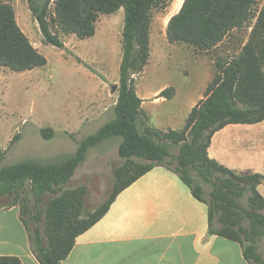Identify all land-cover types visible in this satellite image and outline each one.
Returning <instances> with one entry per match:
<instances>
[{
  "label": "trees",
  "instance_id": "16d2710c",
  "mask_svg": "<svg viewBox=\"0 0 264 264\" xmlns=\"http://www.w3.org/2000/svg\"><path fill=\"white\" fill-rule=\"evenodd\" d=\"M0 0V69L23 73L47 65V59L33 46L18 24L14 3ZM258 0H184L167 28L171 44L188 45L199 52H210L225 43L247 25ZM165 8L164 0H56L55 17L67 34L80 39L96 34L100 15L125 10L123 59L120 66V95L115 105V119L89 141L95 146L105 139H121L120 158L125 167H137L133 159H148L155 165L142 168L128 182L117 187L112 200L93 217L83 220L81 189L66 190L80 151L64 162L28 161L0 170V198L20 196L26 181L36 194L34 207H22V221L30 235L33 252L40 264H62L71 254L78 236L99 222L117 197L156 167H165L179 176L193 196L209 210V233L239 243L249 264H264L258 241L264 237V197L259 186L264 175L254 172L237 174L210 158L208 149L213 136L231 124L254 125L264 121V10L259 13L248 41L226 66H217L205 99L191 111L181 133H164L151 127L137 94L136 76L142 74L151 58L153 12ZM47 42L58 48L65 45L48 35L38 18ZM174 88L160 97L172 99ZM85 146L87 144H84ZM178 149L173 155L172 148ZM140 167V166H139ZM126 168L119 171L118 177ZM197 180L211 185L206 195ZM47 196L51 197L44 206ZM14 203L1 204L12 208ZM262 212V213H261ZM33 224V227L31 226ZM0 264H22L18 257H0Z\"/></svg>",
  "mask_w": 264,
  "mask_h": 264
},
{
  "label": "rangeland",
  "instance_id": "374dc122",
  "mask_svg": "<svg viewBox=\"0 0 264 264\" xmlns=\"http://www.w3.org/2000/svg\"><path fill=\"white\" fill-rule=\"evenodd\" d=\"M164 1L165 8L153 12L152 62L145 68L144 77L141 78L143 72L136 76V88L140 84L150 91L163 87L166 90L172 85L185 89L197 81V74L209 85L216 75V64L226 66L238 56L257 23L259 13L264 10V0H258L245 28L232 34L214 52L203 54L197 62L186 52L171 53L168 58L160 51L165 43V23L180 11L184 2ZM55 2L17 0L14 3L19 26L48 62L44 67L23 73L6 67L0 69V170L32 160L61 163L82 151L81 162L65 189L84 191L81 217L86 221L105 208L117 187L155 162L133 159L139 165L125 167V160L120 158L119 137L105 139L95 146L88 145L93 136L115 119L114 109L121 89L125 10L122 8L112 15H100L95 36L80 39L65 33L59 26ZM38 18L44 21L48 35L63 43L64 48L47 42ZM114 85L118 86L115 93ZM188 106V102L177 100L158 107L147 104L143 111L151 116L148 123L151 127L164 133H181L190 113ZM249 131V134H260V129ZM171 151L178 155L177 148L173 147ZM123 168H126L125 173L118 177ZM197 181L208 196L213 187ZM32 188L30 181H26L18 198L1 197L0 205L14 203L20 212L25 205L34 207L37 197ZM50 198L43 199L44 206ZM257 247L264 259V237L258 241Z\"/></svg>",
  "mask_w": 264,
  "mask_h": 264
},
{
  "label": "crops",
  "instance_id": "0c3cea01",
  "mask_svg": "<svg viewBox=\"0 0 264 264\" xmlns=\"http://www.w3.org/2000/svg\"><path fill=\"white\" fill-rule=\"evenodd\" d=\"M174 15L165 23V43L160 49L168 58L171 53L186 52L200 62L203 54L220 48L222 44L213 51L202 53L188 45L171 44L167 28ZM152 54L151 43L149 64ZM145 74L146 70L141 78ZM207 83L197 74V81L185 89L172 85L170 88L175 89L172 99L160 97L165 87L150 91L139 84L136 89L143 100L142 108L147 104L158 107L183 100L188 102L191 113L205 99ZM257 129L260 134L248 133ZM208 153L211 159L237 174L250 171L264 175V121L254 125L226 126L213 136ZM259 192L264 197V185L259 186ZM3 256L18 257L22 264H40L18 207H0V257ZM62 264L249 263L239 243L210 235L208 206L193 196L177 174L160 166L123 191L109 212L77 237L71 254Z\"/></svg>",
  "mask_w": 264,
  "mask_h": 264
},
{
  "label": "water",
  "instance_id": "95a60500",
  "mask_svg": "<svg viewBox=\"0 0 264 264\" xmlns=\"http://www.w3.org/2000/svg\"><path fill=\"white\" fill-rule=\"evenodd\" d=\"M117 89H118V86L117 85H114L113 86V92L115 93L117 91Z\"/></svg>",
  "mask_w": 264,
  "mask_h": 264
}]
</instances>
